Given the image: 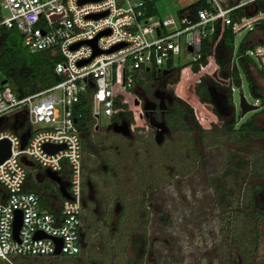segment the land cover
<instances>
[{
	"label": "built area",
	"instance_id": "built-area-1",
	"mask_svg": "<svg viewBox=\"0 0 264 264\" xmlns=\"http://www.w3.org/2000/svg\"><path fill=\"white\" fill-rule=\"evenodd\" d=\"M153 1L0 0V29H15L28 53L50 51L59 57L53 64L57 81L43 90L17 97L0 80V141L9 143L8 156L0 163V260L54 255L56 239L60 241L58 255L78 253L81 129L88 127L90 132L100 116L111 119L124 113L130 118V106L138 108L132 111L133 118L143 122L142 106L132 88L145 68L174 70L180 66L177 80L192 74L185 91L207 76L232 92L228 76L219 74L215 48L226 31L234 35L247 29L253 31L245 40L250 46L244 55H252L264 72V31L259 29L264 28V7H258L264 0H202L200 7L185 9L177 18L154 17ZM94 38L100 52L77 65L91 56ZM207 39L209 54L200 65L202 43ZM117 44L123 45L106 52ZM232 53L231 48V60ZM178 57L184 65L174 63ZM193 63L199 65L196 72ZM213 72L225 83L213 79ZM174 92L183 98L180 89ZM24 132L28 136L21 147L19 135ZM45 145L60 147L47 152ZM22 157L33 166H25ZM44 169L66 182L68 197L60 194V202L51 211L40 205L36 193L26 191L28 173L33 172L34 179Z\"/></svg>",
	"mask_w": 264,
	"mask_h": 264
},
{
	"label": "rangeland",
	"instance_id": "rangeland-1",
	"mask_svg": "<svg viewBox=\"0 0 264 264\" xmlns=\"http://www.w3.org/2000/svg\"><path fill=\"white\" fill-rule=\"evenodd\" d=\"M200 1L202 0H154L151 6L156 18L168 16L177 18L184 8ZM3 14L7 13L4 11ZM252 31L243 30L232 35L229 41L233 50L231 62H234L239 75V84H234L230 80L231 100L236 112H238L237 103L240 93L247 102L259 106V101L248 92L247 82L237 59L239 43L244 42ZM21 47H23L22 43ZM248 60L253 67L260 70L257 60L252 55L248 56ZM174 63L184 65V59L178 57L174 59ZM250 64L246 67L249 69L251 80L264 95L263 79ZM190 76L192 74L188 73L183 81L177 80L176 76L171 88L175 96L174 91L181 90L179 95L185 98L181 99L187 106L189 105L192 115L190 117L194 120H189L191 131L189 134H181L179 143H174L176 140H172L174 144L167 142L158 146L152 134H141L142 138L132 143L139 149L138 163L135 164L131 158L133 150L128 149L125 142L119 143L118 139L110 134L105 136L99 134L95 137L99 156L109 161L116 172L118 185L115 187L116 190L122 187L125 189L126 196L123 199L127 207L124 218L129 214L131 197L135 196L136 180L140 182L138 190L143 194L141 199L145 206L143 222L146 228L143 235L148 244L143 261H136L135 253L127 244L125 245L123 236L112 235L110 225L123 226L125 220L122 216L118 220L117 215L111 212L109 224L105 228L95 229L97 233L94 229L84 230L89 247L81 256V264H134L133 261L137 264H264V214L257 217V220L262 221L263 227L262 234L257 233L256 245L253 242L252 230L254 219L250 216L252 188L261 186L264 189V137L256 135V137L242 138L239 135L238 140L236 139L238 133L226 134L220 131L221 124L217 116L197 102V105L203 108L201 115L204 122H201L200 113L198 115L197 109L188 100L191 98L195 101L194 94L184 90L185 84L191 83ZM1 77L0 72V79ZM204 82L205 78H202L198 85L201 92L206 88ZM135 83L140 86H136ZM135 83L133 86L135 94L144 93V90L149 88L148 73H138ZM192 87L194 90L195 86ZM137 95L135 98L139 99ZM129 109L131 122L137 125L143 123L132 116V111L137 112L138 108L130 106ZM255 111H257L255 118H258L260 126L264 127V110ZM251 113L253 112L246 113L239 122L244 121ZM108 120L100 116L99 127H105ZM213 124L216 127H213ZM187 138L189 141L186 140ZM115 144L117 147L113 149ZM193 152L196 154L194 155ZM179 153L182 158L179 157ZM231 153H235L245 162L243 171L236 179L228 175L221 177L223 169L230 165ZM83 155L86 166L93 163V157L89 153L85 152ZM30 173L33 177L34 173ZM242 175L243 180H241ZM216 178H219L224 190L229 191L225 195L227 205L218 201L214 182ZM39 184L46 194L59 197L56 184L48 178L44 177ZM90 218L88 216V223ZM63 257L56 255L43 257V260L45 264L74 262L72 259L74 256ZM21 259L19 256H14L10 257L8 262L0 260V264H21ZM66 259L68 260L64 261Z\"/></svg>",
	"mask_w": 264,
	"mask_h": 264
},
{
	"label": "flooded vegetation",
	"instance_id": "flooded-vegetation-1",
	"mask_svg": "<svg viewBox=\"0 0 264 264\" xmlns=\"http://www.w3.org/2000/svg\"><path fill=\"white\" fill-rule=\"evenodd\" d=\"M163 70H165L164 73H161V70L156 69H149L145 71V73H148L149 76V88L147 90H144V93H138L137 95L139 97V103L142 106V118L140 119H143V123L139 125L133 124L129 117L117 116L109 119L105 127H99V125L95 126L89 132L88 140H86L85 138L82 140L83 153L81 157L80 183L81 242L78 253L72 258L74 261L72 264H81V256L86 253L87 248L89 247L88 242L85 239L86 234L84 230H86L87 228L92 230L105 228L109 224L111 212L117 215L118 220L121 216L124 218V214L126 213L127 206L126 202L123 199L124 196H126L125 189L122 187L121 189L116 190L115 187L118 186L115 178L116 172L112 168V165L109 161L99 156V152L96 150L97 145L95 142V137L99 134H104V136L110 134L114 138L118 139L119 143L125 142L127 148L133 150L131 158L133 159L135 164H137L139 149L137 146L134 147L132 143L136 142V140L138 139L140 140V138H142L140 137L141 134H152L154 142L158 146H160L161 144L167 142L173 143L172 140H176L174 143H179L182 138L181 134H189L191 131V128L188 125L189 120L192 119L191 113H189V115L186 113L178 115L172 112V109H174V106H176L177 104V97L174 95L171 88L173 79L177 76V74L174 72V70ZM228 78L229 80H231L230 76H228ZM218 90L223 91L224 89L222 87H219ZM225 95L226 96L222 100V103L226 111L225 114L217 116L218 122L220 124H227L235 120L234 125L236 129L239 124L246 120L254 121L256 123V126L260 129L259 133L242 132L240 134V132L236 130L235 132H238L237 137L239 135H241L242 138L244 136L256 137V135L258 137H264V127H261L259 119L255 118L257 111H251L253 113H251L248 118H246L242 122H239V119L242 118L245 114L240 117L239 109L238 112H236L234 103L232 102V100L229 102L226 93ZM144 105H146L145 108L143 107ZM256 110H258V112H262L264 110V106H258ZM159 122H162L164 124L165 130L162 134L156 133L157 129L155 125ZM186 140L189 141V138H187ZM116 147L117 144H115L112 148L115 149ZM85 152L89 153V155L93 157V163L88 166L84 164L83 154ZM193 153L194 155L196 154L195 152ZM186 154L189 155V153ZM179 157L182 158L181 154L179 155ZM135 187V196L131 197L133 200L131 199V205L128 208L129 214L124 218L125 225H110V231L113 233L112 235L120 234L125 238V245L127 244L129 246L130 250L134 252L137 257L136 261L140 262L143 261L142 258L147 254L146 250L148 244L147 239L143 235L146 228L143 222V208H145V206L141 199L143 194L141 190H138V187L140 188L139 180H136ZM35 190L36 192L39 191L37 188ZM251 194L252 208L250 211V216L252 217V219H254L252 230L254 232L253 242L256 245V237L259 234H262L261 228L263 227V223L261 220H257V217L264 214V189L261 186H254L252 188ZM88 216H90V219L92 220H90L89 223L87 220ZM98 224L100 226H97ZM96 230L94 231L95 233H97ZM133 262L134 264H137L135 263V261Z\"/></svg>",
	"mask_w": 264,
	"mask_h": 264
},
{
	"label": "trees",
	"instance_id": "trees-1",
	"mask_svg": "<svg viewBox=\"0 0 264 264\" xmlns=\"http://www.w3.org/2000/svg\"><path fill=\"white\" fill-rule=\"evenodd\" d=\"M201 5L202 4L198 2V3L192 4L184 8L183 10L194 9L196 7H200ZM258 7L263 8L264 3L258 2ZM259 29L262 32L264 31L263 27H260ZM230 39H232V34L226 31L223 34L222 41L219 42L215 48L214 58H215V62L217 63L220 73L230 76L231 81L234 84H239V75H238V72L236 71L237 69L235 68V64L231 62V58H230V53H231V48H232L229 43ZM209 44H210V41L208 39L204 40L202 43L201 58L199 60L200 65L204 64L205 58L209 54ZM249 46H250V43H247L246 41L239 43L237 59H238L239 64L242 67V73L246 79L249 94L255 100L259 101V106H264V95L261 94V89L251 80V77L249 75V69L246 67L247 64H250V63L248 60V56L244 55V51ZM23 50L26 51L23 47H21V38L15 29H12V28L11 29H0V72L2 73V77L0 80L4 81L6 85H8L12 89V91L17 97H22V96L29 95L34 92L43 90L53 85L57 81V78L53 72V64L56 60H58L59 57L55 53L50 52V51L25 53ZM179 68L180 66L174 69V72L176 74L178 73ZM191 68L194 72H196L199 68V65L197 63H193L191 65ZM253 68L255 69L259 77L263 79V83H264V72L262 70L256 69L255 67ZM204 78H205V82H204L205 84L206 82H208L209 84L214 86L216 89L219 88V85L215 83L212 79H210L207 76ZM135 84L136 86H140L137 83ZM199 84L200 82L195 85L194 94L201 104L208 103L209 95H208L207 89L205 88L201 92L199 90V86H198ZM132 90H134V87L132 88ZM226 94L228 97V101L230 102L231 92L229 88H227ZM188 100H189V103L191 105H194L193 107L197 109L198 115L200 113L199 120H201V122H204V119L202 118L203 114L201 113V110H203V108L201 106L199 107L197 103L191 98H188ZM176 101H177V104L176 106H174V109H172L173 113H176L178 115L185 114V113L186 114L191 113V109L190 107H188L189 105L187 106L178 97L176 98ZM120 116L127 117V115L124 113H120L119 117ZM87 121H88V117L85 114L84 123L86 124ZM234 124H235V120L227 124H221L219 127V130L220 131L222 130L226 134L233 133L236 130L240 132V134L242 132L243 133H248V132L259 133L260 132V129L256 126V123L254 121L246 120L242 122L241 124H239V126L236 129H235ZM213 127H216V125L213 124ZM81 130L84 131V133H82V140L84 138L88 140V137H89L88 127L83 126ZM238 132H235V133H238ZM236 139L239 140V136L236 137ZM230 158H231L230 165L226 166L223 169L221 173V177H226L228 175L231 178L236 179L238 178V175L243 171L245 162H243L242 159L234 153L230 154ZM26 178L28 181V186H26V191L36 193L39 198L40 205L43 208H45L48 211H51L54 207L53 204H55V202L56 203L60 202L61 193L58 187H57V190H58L59 197L57 198L53 194H46L43 191V189L40 188L39 183L41 180H37L35 177L33 179V177L31 176V173H28ZM214 180H215L214 181L215 188L217 189V193H218L217 194L218 201L227 205V199H225V195L229 191H227L226 189L224 190V186H222V184L219 182V178H216ZM241 180H243V175L241 176ZM36 188L39 191L36 192L35 190ZM51 256H56V255H51ZM21 258H22L20 261L21 264H45V261L43 260L44 258L42 256L41 257H21ZM67 260L68 259L64 261H67Z\"/></svg>",
	"mask_w": 264,
	"mask_h": 264
},
{
	"label": "water",
	"instance_id": "water-1",
	"mask_svg": "<svg viewBox=\"0 0 264 264\" xmlns=\"http://www.w3.org/2000/svg\"><path fill=\"white\" fill-rule=\"evenodd\" d=\"M253 12V10L250 11H246L247 14H251ZM101 34V33H100ZM95 38L92 40V42H90V45L93 47V51L92 54L89 58L85 59V60H81L77 62V65H81L86 63L87 61H89L95 54L99 53L100 51L95 49ZM79 43L72 45L70 48H75ZM123 44H117L111 48H109L106 52L112 51L114 49H117L118 47L122 46ZM189 49V48H188ZM148 69L145 68V71H147ZM165 70H161V73H164ZM219 74L223 77L226 78L227 75L220 73ZM212 78L217 80L220 83H225L224 79H221L220 77H218L216 72L212 73ZM2 84H6L4 81H2ZM206 89L209 95V101L208 103H204L202 104L203 107L208 110L209 112H213L216 116H219L221 114H225V109L222 103V100L225 98V93H226V89H224L223 91L216 89L214 86H212L211 84H209L208 82H206ZM187 90L190 93H193V87L192 85H188ZM137 104V103H135ZM146 105H144L143 107L145 108ZM238 109H239V116L242 117L244 114L251 112V111H255L257 109V105L254 103H249L245 100L244 96L242 95V93L239 94L238 96ZM20 126V125H19ZM156 127V133L162 134L165 130L164 128V124L162 122H159L158 124L155 125ZM13 129L15 130L16 127H13ZM28 136V132H24L21 133L19 135L20 140H21V144L20 146L22 147L23 144L25 143V140ZM158 142V141H157ZM60 146H48L45 145L44 146V150L47 152H53L54 150H56L57 148H59ZM9 153V143L6 140H1L0 141V163L8 156ZM22 163L25 166L31 167L33 166V163L26 160L25 157L21 158ZM46 177L49 180H51L52 182L56 183L60 193L62 196L64 197H68L67 193L65 192V186H66V182L61 180L60 177H58L55 173L50 172L47 169H44L40 174L36 173L35 174V178L37 180H40L41 178ZM19 225V213L16 216V219L14 221V227H13V233L15 235L17 227ZM59 248H60V241L59 239H56V248L54 250V255H58L59 254Z\"/></svg>",
	"mask_w": 264,
	"mask_h": 264
}]
</instances>
